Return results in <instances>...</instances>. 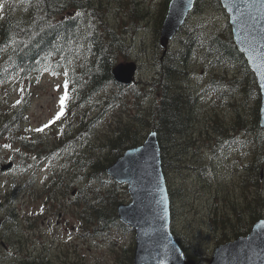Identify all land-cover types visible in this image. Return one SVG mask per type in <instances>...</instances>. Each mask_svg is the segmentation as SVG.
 Returning a JSON list of instances; mask_svg holds the SVG:
<instances>
[{"label":"rangeland","instance_id":"1","mask_svg":"<svg viewBox=\"0 0 264 264\" xmlns=\"http://www.w3.org/2000/svg\"><path fill=\"white\" fill-rule=\"evenodd\" d=\"M81 1L86 6L71 7L62 18L76 17L81 30L114 31L124 49L115 64L136 63L134 79L129 85L111 83L80 106L68 96L66 76L77 58L58 70L0 81V264H129L132 255L134 233L118 219L95 232L93 206L112 204L113 185L112 179L100 181L105 179L100 171H89L106 163L109 143L122 127L139 130L142 119L136 116L146 117L160 101L150 88L165 0ZM30 8V0H0V18L26 16ZM217 32L231 34L227 13L219 2L202 0L168 44L175 58L187 54L177 83L194 98L187 131L177 133L173 144L165 141L170 228L190 244L198 264H207L213 247L247 224L255 191L263 201L256 210H264V161L256 187L245 169L261 148L253 133L237 127L240 120L253 129L254 100L239 90L230 93L227 84L209 85L220 74L239 76L237 66H214L203 58L201 44ZM190 34L188 51L182 41ZM221 125L225 137L216 131ZM116 195L117 204L130 201L124 184Z\"/></svg>","mask_w":264,"mask_h":264},{"label":"trees","instance_id":"2","mask_svg":"<svg viewBox=\"0 0 264 264\" xmlns=\"http://www.w3.org/2000/svg\"><path fill=\"white\" fill-rule=\"evenodd\" d=\"M31 8L26 16H15L7 14L0 18V81L5 80L11 75H26L27 73L40 72L42 70H58L61 66L68 64L77 58V66H73L66 72L67 83L69 86L68 96L74 105L80 106L93 99L95 94L111 83H115L112 76V68L116 63L118 52L124 50L122 43L118 41L114 31L104 29L100 32L96 28L81 30L80 21L76 17L62 15L74 6H86L87 2L81 0H30ZM169 0H165L160 18V24L166 12ZM195 0L192 12L200 9V2ZM219 2V0H215ZM184 27H181V29ZM159 26L156 29V41L159 34ZM180 29V30H181ZM193 34L188 39L182 41V46L190 51L193 44ZM192 39V40H191ZM158 45V43H157ZM202 56L210 65H235L238 67L239 76L234 74L227 79L225 74H220L217 78L212 77L209 85L217 83L227 84L230 93L233 90H240L243 97L254 100V119L253 129L245 127L240 120L237 127L244 129L248 134L253 133L261 151L255 156L252 165H247L245 169L251 171L250 178L253 186L258 185L259 172L264 158V138L260 135L264 133L258 125L260 94L257 84L247 62L241 52L236 48L230 32L212 34L201 44ZM160 54L155 61L156 77L152 82V90H157L160 94V101L152 105V109L147 111L146 117L136 116L142 119L139 130H131L130 125L124 126L109 143L110 157L106 163L94 164V169L89 172H101L106 181L111 179L106 173L105 168L112 163L124 150L140 144L150 130H155L161 150V163L164 171L166 142H172L177 133L185 132L189 126V112L194 98L191 92L180 90L178 80L183 78L184 55L175 58L168 49L163 53L159 47ZM117 84V83H116ZM119 85V84H117ZM227 88V91H228ZM70 90V92H69ZM190 95V96H189ZM69 98V97H68ZM188 98L190 104H188ZM1 110V109H0ZM186 110V111H185ZM185 111V112H184ZM234 129V127H233ZM217 133L227 134L226 128L222 125L216 129ZM262 141V142H261ZM263 144V145H262ZM262 146V147H261ZM260 169V170H259ZM165 173V172H164ZM87 176L91 177V175ZM113 188L109 190L108 197L111 198V205L105 207L93 206V214L96 220V229L106 227L108 223H114L117 219L116 214V188L118 184L111 180ZM169 191V190H168ZM171 197V191H169ZM261 194L255 191L254 205L249 213L250 218L247 224H242L234 230V237L245 234L251 224L257 219L264 217V210H256L262 204ZM90 206L92 204H89ZM172 212V210H171ZM124 228L127 226L119 223ZM176 241L187 258L194 257L189 243L183 241V237L172 231ZM190 247V249H189ZM191 250V251H190ZM132 252V247L130 248ZM196 259V258H195ZM129 256V264H131ZM197 260V264L199 260Z\"/></svg>","mask_w":264,"mask_h":264},{"label":"water","instance_id":"3","mask_svg":"<svg viewBox=\"0 0 264 264\" xmlns=\"http://www.w3.org/2000/svg\"><path fill=\"white\" fill-rule=\"evenodd\" d=\"M219 1L228 15L233 42L254 73L260 92L259 126L264 129V0ZM193 4L194 0H169L159 33L163 53ZM136 68L132 61L115 64L114 81L130 84ZM105 172L116 182L127 184L130 201L119 203L116 213L134 232L132 264H196L193 258H185L170 231L169 196L156 131L151 130L141 144L127 148ZM206 261L264 264V218L256 220L246 234L215 245Z\"/></svg>","mask_w":264,"mask_h":264},{"label":"snow or ice","instance_id":"4","mask_svg":"<svg viewBox=\"0 0 264 264\" xmlns=\"http://www.w3.org/2000/svg\"><path fill=\"white\" fill-rule=\"evenodd\" d=\"M64 98H65V97H62V98H61V103H63ZM60 114H61V113H58L56 118H58V116H59ZM51 122H52V121H50L49 123H51ZM47 126H48V125H44L43 127H47ZM42 130H43V128L37 129V131H42Z\"/></svg>","mask_w":264,"mask_h":264},{"label":"bare ground","instance_id":"5","mask_svg":"<svg viewBox=\"0 0 264 264\" xmlns=\"http://www.w3.org/2000/svg\"><path fill=\"white\" fill-rule=\"evenodd\" d=\"M239 91H240V90H239ZM189 96H190V95H189ZM189 102H190V100H189V98H188V104H190ZM261 142H262V141H261ZM263 159H264V158H263ZM263 161H264V160H263Z\"/></svg>","mask_w":264,"mask_h":264}]
</instances>
